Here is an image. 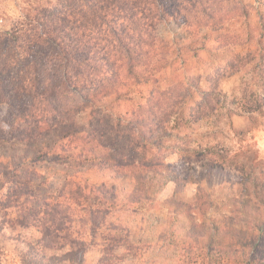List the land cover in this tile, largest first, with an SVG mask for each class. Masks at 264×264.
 Masks as SVG:
<instances>
[{
	"label": "trees",
	"instance_id": "trees-1",
	"mask_svg": "<svg viewBox=\"0 0 264 264\" xmlns=\"http://www.w3.org/2000/svg\"><path fill=\"white\" fill-rule=\"evenodd\" d=\"M243 12L242 0H29L10 28L0 29V141H10L21 151L0 155V234L5 224H32L41 228L49 244L70 222L67 211L77 205L85 211L91 233L105 229L111 234L102 237L111 250L128 245V236L111 217L112 210L130 204L119 205L104 182L88 187L72 175L58 190L60 197L47 199L40 190L47 187V177L36 167L41 160L46 170L57 164L70 169L110 167L116 180H130L132 194L143 196L131 203L135 205L155 203L159 191L174 183L173 198L166 204L189 223L186 240L204 241L205 256L211 259L214 249L220 252L224 244L241 248L242 255L258 250L264 223L233 230L232 217L206 218L201 191L192 203L178 201L179 187L188 178L174 173L161 155L167 139L214 110L211 95H218L214 88H201L202 75L191 72L180 55L182 48L164 39L162 28L182 26L197 38L206 29L210 41L220 45L227 37L226 22ZM204 40L198 48H205ZM215 72L218 82L222 73ZM212 77V71L204 73L206 82ZM142 86L148 93L134 99ZM256 108H264V97ZM206 151L197 159L201 166L225 168L222 153L214 147ZM240 169L242 185H252L259 204L251 208L245 199L242 214L258 211L262 204L264 215L262 169ZM67 187L70 192L63 199Z\"/></svg>",
	"mask_w": 264,
	"mask_h": 264
},
{
	"label": "rangeland",
	"instance_id": "rangeland-1",
	"mask_svg": "<svg viewBox=\"0 0 264 264\" xmlns=\"http://www.w3.org/2000/svg\"><path fill=\"white\" fill-rule=\"evenodd\" d=\"M28 1L0 0V29H9L19 18L21 9L27 7ZM242 4L244 12L226 22L223 32L227 37L220 45L210 41L206 29L201 30L198 38L190 36L182 26L162 28L161 33L166 37L164 39L174 40V46L182 48L180 55L191 72L202 75L201 88L209 91L214 88L218 92L216 97L211 95L214 110L191 127L180 130L178 137L165 142L161 152L164 162L179 177L188 178V182L179 187V195L175 198L189 204L201 191L202 201L208 207L205 217L216 220L232 217L234 223L229 226L233 230L239 229L240 225L243 229H253L264 223L262 204L258 211L241 212L244 209L241 203L245 199L252 202L251 208L259 204L254 199L252 185L245 188L242 185L240 171L241 166L248 172L251 165H257L263 171L259 177L264 179V108L260 111L256 108L258 99L264 97V0H242ZM203 39L205 48L200 49L197 43ZM215 68L222 73L218 82ZM208 71H212L214 77L206 82L204 73ZM164 75L165 72L161 77ZM135 91L134 99L148 93L144 86ZM190 105L188 103V107ZM112 109L114 112L117 110L115 107ZM3 115L4 107L0 106V126ZM175 118L172 117V125ZM208 147H214L224 155V169H206L197 161ZM19 149L17 145L12 147L10 141H0V155H17L21 152ZM207 156L219 159L216 154ZM39 162L36 167L47 177V187L40 190L47 199L60 197L58 190L72 175L74 181L88 187L104 182L109 195L115 192L119 205L124 202L130 204L124 210H112L111 217L128 236L129 246L119 245L111 250V245L102 239L111 234L105 229L91 233L92 226L87 222L85 211L73 205L67 211L70 222L49 244H46L40 227L32 224L27 228L3 225L0 234L1 264H264V241L258 250L246 251L247 255H242L241 248L237 246L229 248L224 244L220 252L218 248L214 249L215 256L210 259L205 256L204 241L186 240L189 223L182 214L176 216L172 213L173 209L166 204L173 198L174 183H167L159 191L154 204L141 202V205H135L131 203L142 200L143 196L132 194L130 180H116V174L110 167L98 169L94 165H84L70 169L57 164L55 168L46 170L44 162ZM69 192L67 187L61 197L65 199ZM90 196L95 195L92 193ZM244 218L248 223L243 221Z\"/></svg>",
	"mask_w": 264,
	"mask_h": 264
}]
</instances>
